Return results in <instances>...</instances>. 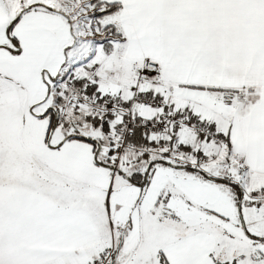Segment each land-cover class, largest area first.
Returning <instances> with one entry per match:
<instances>
[{"label":"snow or ice","instance_id":"obj_1","mask_svg":"<svg viewBox=\"0 0 264 264\" xmlns=\"http://www.w3.org/2000/svg\"><path fill=\"white\" fill-rule=\"evenodd\" d=\"M0 264H264V0H0Z\"/></svg>","mask_w":264,"mask_h":264}]
</instances>
